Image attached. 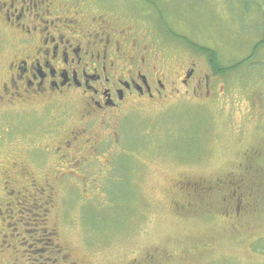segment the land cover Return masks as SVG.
Masks as SVG:
<instances>
[{
	"label": "rangeland",
	"instance_id": "obj_1",
	"mask_svg": "<svg viewBox=\"0 0 264 264\" xmlns=\"http://www.w3.org/2000/svg\"><path fill=\"white\" fill-rule=\"evenodd\" d=\"M79 3L132 35L145 54L144 72L155 66L165 74L167 97L129 102L116 119L89 120L79 118L81 101L59 94L56 112L24 119L33 130L28 139L18 130L6 135L12 122L4 120L0 137L11 145L0 148V172L10 168L5 152L18 153L25 142L57 141L58 149L36 151L34 167L25 159L30 176L11 168L7 186L1 182L0 211L12 201L16 215L2 220L0 212V263L27 264L31 255L38 264H264L263 0H100L103 9L94 0ZM5 40L0 32L1 77L11 51ZM190 43L213 51L222 68L234 67L215 73ZM192 65L189 85L202 81L194 95L178 83ZM82 131L88 143L63 145ZM228 175L237 182L187 192L174 185ZM43 179L50 191H42ZM10 190L17 192L4 199ZM187 202L186 209L174 205ZM34 221L40 236L24 233ZM1 230L15 238L2 239ZM33 238L41 244L12 247ZM49 238L55 249L35 252Z\"/></svg>",
	"mask_w": 264,
	"mask_h": 264
},
{
	"label": "flooded vegetation",
	"instance_id": "obj_2",
	"mask_svg": "<svg viewBox=\"0 0 264 264\" xmlns=\"http://www.w3.org/2000/svg\"><path fill=\"white\" fill-rule=\"evenodd\" d=\"M94 2L103 9L100 0ZM95 14L86 4L79 3V0H0V32L6 37L7 47L11 45L10 53L4 58L2 77L0 75V124L4 120L5 123L10 120L12 122L6 135L19 136L18 132H21L20 136L24 139L30 138L33 130L25 124L24 119H28L29 113H43L42 117H47L46 114L56 112L52 103L59 94L68 93L73 100L81 101L83 107L79 118L89 120L116 119L129 109L125 106L129 102L151 103L167 97V87L162 83L165 74L157 73L155 66H152L149 74L144 72L145 54L141 48L136 49V40L131 39L132 35L109 25V22L106 25L104 15L100 14L102 17H98ZM130 44H134V48H130ZM193 66L184 72L178 83L186 89L191 87L194 95L200 89L202 81L198 79L195 84L189 85ZM177 92L178 89H170L169 94L175 95ZM38 103L42 104L40 109ZM69 134L64 140L65 147L89 142L86 138L84 141L80 140L83 131ZM53 142L55 145L25 142L23 150L18 153L7 150L3 160L10 168L5 164L6 168L0 172V184L2 182L7 186L11 168H20L24 177L30 176L27 169H24V160L28 161L30 167L37 166L38 162L32 155L41 150L49 155L57 153V141ZM9 145L11 143L6 141V137L1 136L0 148L4 147L5 151ZM59 177L53 179L56 181ZM42 182L45 184L42 185V191L46 188L50 191L49 183L45 179ZM236 182L228 175V179L216 177L208 182L182 178L175 180L174 185L182 192H187L188 189L199 191V188ZM32 187L36 185L32 184ZM15 192L17 191L6 192L4 199L7 200L6 195ZM49 198L48 195V200ZM11 202L6 203L4 209L7 210L0 211L2 220L16 215L12 209H8ZM174 205L183 209L190 206L189 202L186 205ZM37 225L38 221L29 224L30 230L24 229V233L29 234L31 231L30 236H40L37 230L41 229ZM1 231L2 239L15 238L14 233L5 234L4 230ZM51 235L55 233L52 232ZM40 240L33 238V244L30 245L29 240L24 239L23 243L12 244V247L18 248L26 244L30 248L37 243L41 244ZM42 241L43 250L39 248L35 252L55 249L50 238ZM30 256H27L25 262L38 264V259H28ZM129 264L136 262L131 260Z\"/></svg>",
	"mask_w": 264,
	"mask_h": 264
},
{
	"label": "trees",
	"instance_id": "obj_3",
	"mask_svg": "<svg viewBox=\"0 0 264 264\" xmlns=\"http://www.w3.org/2000/svg\"><path fill=\"white\" fill-rule=\"evenodd\" d=\"M263 3H264V0H263ZM263 40H264V36H263ZM185 45L189 46L188 44H185ZM190 45L192 46V48L197 50L196 52L201 53L202 55H205L209 59V62L212 64L211 67H212V69L214 70L215 73L218 72L219 74L220 73L224 74V73L230 71L231 67H234V66H230V67H227V68H224V67L222 68L221 66H219V65H217L215 63L216 57L215 58L213 57L214 56L213 55V51L204 49L203 47L193 46L191 43H190ZM208 53H209V55H208Z\"/></svg>",
	"mask_w": 264,
	"mask_h": 264
}]
</instances>
